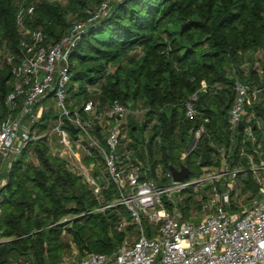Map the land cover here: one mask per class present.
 I'll return each mask as SVG.
<instances>
[{"label": "trees", "instance_id": "trees-1", "mask_svg": "<svg viewBox=\"0 0 264 264\" xmlns=\"http://www.w3.org/2000/svg\"><path fill=\"white\" fill-rule=\"evenodd\" d=\"M101 2L0 0V47L17 49L19 9L24 10V26L41 30L45 43L54 44L73 24L69 13L84 21ZM29 6L31 13L25 11ZM258 48H264V0L117 1L85 28L69 52L67 105L80 108L92 98L99 109L114 99L145 108L141 121L131 116L127 125L128 145L143 162L145 177L167 184L169 167L181 165L189 169L188 178L195 177L210 163L217 164L212 161L214 144L224 145L225 152L231 148L236 158L227 115L234 82H260L253 69L240 66ZM201 81L221 88L200 92L195 102L199 114L187 117L184 102ZM12 84L9 67H0V119L9 113L4 101ZM205 117V133L188 151L193 130ZM54 118L50 105L32 130L44 134ZM28 151L35 162L26 161ZM83 160L88 165L92 158ZM6 173L7 184L0 189V238L8 240L0 243V264H55L64 258L59 249L71 245L80 255L109 254L139 233L124 205L107 206L119 196L114 185L95 196L83 174L52 151L45 135L27 143ZM244 189L256 190L250 175ZM190 198L183 199L185 206L178 204L184 216ZM141 225L146 236H155L157 226L144 217Z\"/></svg>", "mask_w": 264, "mask_h": 264}, {"label": "built area", "instance_id": "built-area-1", "mask_svg": "<svg viewBox=\"0 0 264 264\" xmlns=\"http://www.w3.org/2000/svg\"><path fill=\"white\" fill-rule=\"evenodd\" d=\"M117 1L121 0H102L86 20L74 22L54 44L45 43L41 30L25 27L24 10L17 11L18 47H0V67L8 66L13 80L4 101L9 113L0 119V189L6 184L4 166L8 171L27 143L43 135L51 140L56 134V142L69 151V156L92 158L88 165L80 161L78 171L95 196L114 185L119 196L107 206L124 205L139 226V233L109 254L87 252L80 257H64L55 264H264V48L256 62L263 66L254 70L260 82L236 80L233 85L227 120L236 158L231 148L225 152L224 145L214 144L217 152L212 161L217 164L210 163L201 174L181 182L174 181L169 170V183L160 184L145 177L143 162L128 145L129 117L143 109H133L117 99L104 110L92 98L81 102L80 108L67 105L69 52L85 28ZM25 11L31 13L33 6ZM220 88L218 83L201 81L184 102L185 115L199 114L195 102L200 92ZM87 89L98 93L95 87L87 85ZM48 97L55 118L47 132L38 134L32 126L45 110L43 102ZM208 122L205 117L193 130V145L188 151L201 139ZM69 127L77 128V132L72 133ZM248 175L255 192L244 189ZM205 183L210 184L211 193L206 202L196 199L200 219L187 218L178 207L181 198L176 195L190 185L201 187ZM222 184L224 191L219 188ZM1 201L0 193V217ZM143 217L157 226L155 236L144 233Z\"/></svg>", "mask_w": 264, "mask_h": 264}, {"label": "rangeland", "instance_id": "rangeland-1", "mask_svg": "<svg viewBox=\"0 0 264 264\" xmlns=\"http://www.w3.org/2000/svg\"><path fill=\"white\" fill-rule=\"evenodd\" d=\"M93 8L96 10L97 6L96 5L95 6L93 5ZM107 13L108 12H106L103 15H101V17L104 16V15H106ZM68 17H70L72 19V22L73 23L74 22H77V21H82V20H80V18L75 17V14H72V12L68 14ZM260 53H261V49L260 48L256 49L253 52H249L247 55H245L244 61L243 62L241 61L240 66L241 65H246L245 66L246 68H248V69L251 68L253 70L260 69L263 65H261L260 63H256L259 60L258 59V56L260 55ZM52 103H53L52 100H50L48 98L46 102H43V105H44L45 108H47L50 105H52ZM127 104L129 106L131 105L130 102H128ZM107 105H108V103L101 104L100 109L101 110L102 109L104 110L107 107ZM140 108H143V107L140 106ZM143 110H145V108H143ZM53 112H55L54 109H53ZM141 115H142V113H139L138 115L133 116V118L135 120H137V121H141L142 120V116ZM56 138H58L56 134H52L51 135L50 144H51L52 151L54 153H57L58 156L64 158L73 167L74 170L78 171L77 168H78V165H79L80 161L81 162H84V160L81 159V158L78 159L75 156H69V151H66V148L62 147L59 143H57L56 142ZM26 161H33V162H35V157H34V155L32 154L31 151H28L27 156H26ZM3 171H4L3 178L5 179L6 184H7V177H6V175H7V173H6L7 172V169H6L5 166L3 168ZM157 172H159V170ZM158 175H160V174L158 173ZM191 178H193V177H190V179ZM210 193H211V187H210V184L209 183H205L201 187H196L194 185H190V186H188V189L183 190L182 192H180L179 194H177L176 195V198L177 199L179 197L181 198V200L178 199V201H179V204L182 205L183 204L182 203L183 202V199L184 198H187L188 196H190L191 197L190 200H192L193 202L191 201L190 206L187 209V212L188 213H187L186 217L187 218H192L193 217V219H200L201 214L199 212L197 213V211L200 210V208L198 206L199 204H198V202H195L194 200H196L198 198L199 199L202 198L203 201L206 202V200H207L208 196L210 195ZM183 206H185V205H182V207ZM191 214H193V215L191 216ZM71 218H72L71 216H67L65 219L68 220V219H71ZM65 219H63V220H65ZM132 238H135V237H132ZM7 240H8L7 238L1 237L0 238V243L5 242ZM71 247H72V249L70 247H67V246L61 247L59 249L60 256L61 257H80V256H83L84 253L80 255V253L75 249V247L73 245H71ZM26 263L27 262L22 261V264H26Z\"/></svg>", "mask_w": 264, "mask_h": 264}, {"label": "water", "instance_id": "water-1", "mask_svg": "<svg viewBox=\"0 0 264 264\" xmlns=\"http://www.w3.org/2000/svg\"><path fill=\"white\" fill-rule=\"evenodd\" d=\"M69 130L72 133L77 132V128L69 127ZM192 145H193V143L190 144L189 148H191ZM169 170L171 172L173 180L174 181H180V182L183 181L184 179L188 178L189 173H190L189 169L184 165H181L179 168H175V167L170 166ZM219 188L221 191L225 190V187L223 184L220 185Z\"/></svg>", "mask_w": 264, "mask_h": 264}]
</instances>
